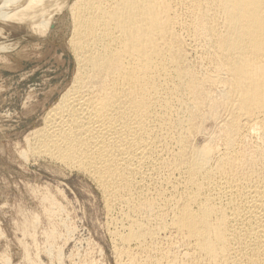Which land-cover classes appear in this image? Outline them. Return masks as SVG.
<instances>
[{"label":"bare ground","instance_id":"bare-ground-1","mask_svg":"<svg viewBox=\"0 0 264 264\" xmlns=\"http://www.w3.org/2000/svg\"><path fill=\"white\" fill-rule=\"evenodd\" d=\"M11 2L43 36L70 12L75 75L27 145L93 184L114 263L264 264V0Z\"/></svg>","mask_w":264,"mask_h":264},{"label":"rangeland","instance_id":"rangeland-1","mask_svg":"<svg viewBox=\"0 0 264 264\" xmlns=\"http://www.w3.org/2000/svg\"><path fill=\"white\" fill-rule=\"evenodd\" d=\"M8 1L0 2V264H115L93 184L33 158L27 145L75 75L70 12L43 36L20 28L23 15L7 11L16 0Z\"/></svg>","mask_w":264,"mask_h":264}]
</instances>
